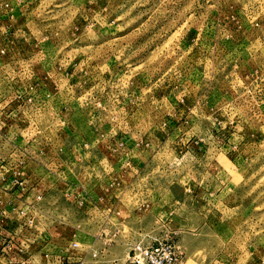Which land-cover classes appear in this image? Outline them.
<instances>
[{
  "label": "rangeland",
  "instance_id": "rangeland-1",
  "mask_svg": "<svg viewBox=\"0 0 264 264\" xmlns=\"http://www.w3.org/2000/svg\"><path fill=\"white\" fill-rule=\"evenodd\" d=\"M139 242L264 264V0H0V264Z\"/></svg>",
  "mask_w": 264,
  "mask_h": 264
},
{
  "label": "built area",
  "instance_id": "built-area-1",
  "mask_svg": "<svg viewBox=\"0 0 264 264\" xmlns=\"http://www.w3.org/2000/svg\"><path fill=\"white\" fill-rule=\"evenodd\" d=\"M77 246L76 244L74 245ZM118 264H182L181 256L168 242H157L147 245L136 243L125 259Z\"/></svg>",
  "mask_w": 264,
  "mask_h": 264
},
{
  "label": "crops",
  "instance_id": "crops-1",
  "mask_svg": "<svg viewBox=\"0 0 264 264\" xmlns=\"http://www.w3.org/2000/svg\"><path fill=\"white\" fill-rule=\"evenodd\" d=\"M140 148H143V145H141L140 143H137V145L133 148V151H134V149H135V151H137V150H139ZM145 148H147V147H145ZM142 149L143 151L142 152H144V150H146V149ZM80 149H82L81 151H82V154H84V147L83 146H81V148ZM67 186H70V187H72V189L74 188V186L73 185H70V184H68L67 183ZM74 189H76V188H74ZM78 189V188H77ZM67 195V196H66ZM66 198H63V199H66V200H71V203H74V201H75V199H77V202H79L78 200H80L81 202H83V204L84 203H88L89 201H90V199H91V194L90 193H88V192H86V190H75L74 192L72 191V192H66ZM55 198H57V200L56 201H58V198H62V194H55ZM58 203H59V201H58ZM57 212V209H56V207H55V213ZM116 261V260H115ZM118 262V261H117Z\"/></svg>",
  "mask_w": 264,
  "mask_h": 264
}]
</instances>
